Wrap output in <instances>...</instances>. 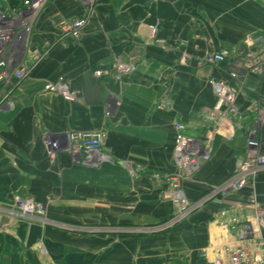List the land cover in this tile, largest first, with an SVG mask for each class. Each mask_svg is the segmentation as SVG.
<instances>
[{
  "label": "crops",
  "instance_id": "crops-1",
  "mask_svg": "<svg viewBox=\"0 0 264 264\" xmlns=\"http://www.w3.org/2000/svg\"><path fill=\"white\" fill-rule=\"evenodd\" d=\"M23 1L0 0V10L18 12ZM62 18L84 21L79 41L60 36L54 23ZM151 25L157 26L156 40ZM223 49L230 52L225 63H205ZM28 50V64L33 53H47L13 95V106L0 111V264H58L64 260L60 252L90 254L93 264L153 258L211 264L223 246L236 242L233 231L214 221L217 212L226 208L248 216L252 195L264 210L263 170L243 191L205 205L165 232L103 231L151 227L172 217L165 179L176 172L174 125L181 122L198 140L217 129L208 80L229 79V72L239 76V118L222 122L211 159L183 189L194 200L235 172L257 108L264 109V70H251L264 68V0H95L92 9L85 0H48ZM117 60L136 66L118 82ZM98 70L110 74L96 77ZM60 76L80 92L77 101L43 90ZM101 130L106 138L93 163L66 150L55 160L47 155V136ZM257 132L264 154V128ZM133 167L144 171L133 174ZM15 196L42 205L56 224L13 218L8 210ZM261 230L264 238V220Z\"/></svg>",
  "mask_w": 264,
  "mask_h": 264
},
{
  "label": "built area",
  "instance_id": "built-area-1",
  "mask_svg": "<svg viewBox=\"0 0 264 264\" xmlns=\"http://www.w3.org/2000/svg\"><path fill=\"white\" fill-rule=\"evenodd\" d=\"M45 3L44 0H24V8L18 12L8 13L0 10V111L5 107L13 106L11 101L13 95L19 90L20 85L33 67L47 53V50L42 53H33L32 63L28 64L25 61L34 22L44 6L42 4ZM85 4L87 8L92 9L95 0H85ZM54 25L62 38L79 41L82 37L84 28L82 19L67 20L62 18L57 20ZM149 30L151 38L156 40L157 26L151 25ZM159 42L161 43V41ZM229 56V50L223 49L206 57L205 63L220 65L225 63ZM113 69V78L118 82L134 73L136 66L133 63L117 60ZM251 70L261 74L264 68L262 64H259ZM109 74L110 72L105 70L95 72L96 77ZM229 77V79L211 77L208 80L216 96V103L211 116L216 118L218 128L212 131L205 140H198L188 135L185 131V125L181 122H176L174 125L173 159L176 172L165 179L168 185L166 196L173 206L170 226L188 219L209 203L224 202L230 193L243 191L252 184V179L264 170V154L261 151V139L257 132L258 129L264 128V109L259 107L256 111V123L246 142L244 156L232 176L220 186L208 190L203 197L194 200L189 199L183 189V183L211 159L213 143L222 122L229 118H239L237 103L239 76L235 72H229ZM43 90L60 96L65 102L77 101L80 93L73 89L71 83L65 80L63 76L46 82ZM109 113L108 111L107 115ZM67 137L69 139L78 137L79 143L83 142L86 150L98 153L103 147L106 134L102 130L74 131L69 132ZM59 139L48 136L45 139L47 155L51 160H55L58 152L64 150V147L59 144ZM65 149L68 148L65 147ZM71 150L68 149L67 152L74 154L75 152ZM95 155H93V159ZM93 159L89 158L85 163L95 162ZM143 171L144 168L142 167L131 168L133 174ZM155 177L161 178L158 174ZM14 200L15 207L8 210V213L15 219L32 220L38 217V214L43 213V206L32 200H24L19 196H15ZM249 201L251 203L249 206L250 215L248 216H240L226 208L217 212L214 221L219 226L233 231L236 242L223 246L217 256L211 260V264H264V238L261 230L264 210L258 207L254 195L249 198ZM201 256L207 257L206 252H203Z\"/></svg>",
  "mask_w": 264,
  "mask_h": 264
},
{
  "label": "rangeland",
  "instance_id": "rangeland-1",
  "mask_svg": "<svg viewBox=\"0 0 264 264\" xmlns=\"http://www.w3.org/2000/svg\"><path fill=\"white\" fill-rule=\"evenodd\" d=\"M59 140H60L59 144L61 145V147H64V150L67 151L68 149H72L73 152H75L74 155L73 154L72 155L73 156L79 155V156L83 157V161H88L89 158L93 159V155L97 154V153H93V151L86 150L85 146L83 145V142L78 143V144H73L68 137L60 138ZM65 147H67L68 149H65ZM95 156H97V155H95ZM93 160H96V157ZM32 220L41 221V222L46 223V224H48V223L56 224L54 221H52L51 219H49L47 217L44 208H43V213L38 214V217H36L35 219H32ZM170 220H172V218L168 219L167 221H165L163 223H160V224H157V225L151 226V227H144V228L133 227L131 229H118V230L117 229H104L103 231H109V232L120 231V232H125V234H129V235L151 236L154 234L165 232L167 230V228L170 226Z\"/></svg>",
  "mask_w": 264,
  "mask_h": 264
},
{
  "label": "trees",
  "instance_id": "trees-1",
  "mask_svg": "<svg viewBox=\"0 0 264 264\" xmlns=\"http://www.w3.org/2000/svg\"><path fill=\"white\" fill-rule=\"evenodd\" d=\"M57 247L63 250L61 246H57ZM60 253L64 254V260L62 261L58 260L57 261L58 264H93L94 261V258L90 254L84 253L80 255V254L63 253V252ZM141 264H165V262L161 258H153L145 261L143 260Z\"/></svg>",
  "mask_w": 264,
  "mask_h": 264
},
{
  "label": "bare ground",
  "instance_id": "bare-ground-1",
  "mask_svg": "<svg viewBox=\"0 0 264 264\" xmlns=\"http://www.w3.org/2000/svg\"><path fill=\"white\" fill-rule=\"evenodd\" d=\"M47 2V0H44ZM46 4V3H45ZM45 4H42V5H45ZM70 141L73 143V144H78L80 142L79 138L78 137H74L73 139H70ZM95 161V160H94Z\"/></svg>",
  "mask_w": 264,
  "mask_h": 264
}]
</instances>
